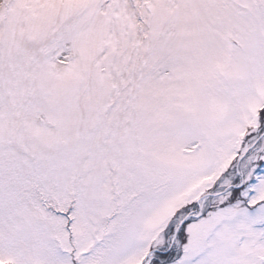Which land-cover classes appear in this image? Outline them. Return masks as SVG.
<instances>
[{"label":"snow or ice","instance_id":"6c2138e0","mask_svg":"<svg viewBox=\"0 0 264 264\" xmlns=\"http://www.w3.org/2000/svg\"><path fill=\"white\" fill-rule=\"evenodd\" d=\"M0 264H264V0H0Z\"/></svg>","mask_w":264,"mask_h":264}]
</instances>
